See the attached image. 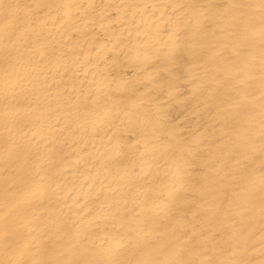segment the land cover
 Listing matches in <instances>:
<instances>
[{
    "label": "bare ground",
    "instance_id": "bare-ground-1",
    "mask_svg": "<svg viewBox=\"0 0 264 264\" xmlns=\"http://www.w3.org/2000/svg\"><path fill=\"white\" fill-rule=\"evenodd\" d=\"M262 165L264 0H0V264H264Z\"/></svg>",
    "mask_w": 264,
    "mask_h": 264
},
{
    "label": "rangeland",
    "instance_id": "rangeland-1",
    "mask_svg": "<svg viewBox=\"0 0 264 264\" xmlns=\"http://www.w3.org/2000/svg\"><path fill=\"white\" fill-rule=\"evenodd\" d=\"M201 69L200 66L197 67ZM132 74L131 71H129ZM162 89L165 91L166 85H168L169 78L166 72L161 73ZM175 74L178 80L179 94L185 99L181 104L179 102L169 101L167 107L168 113L166 118L173 123L178 122L183 128L184 132H190V135L201 133L203 138L200 141V146L196 151L198 156H206L208 152L213 150L210 143H220L225 138V135L221 133V120L214 114L211 109L205 107L204 90L200 89L196 94L190 93V82H187V75L184 72V68L181 65L175 67ZM162 91V93H163ZM162 94L159 93V97ZM249 163L246 162V165ZM195 174H201L205 168L201 165H194ZM264 169V165L260 166Z\"/></svg>",
    "mask_w": 264,
    "mask_h": 264
}]
</instances>
